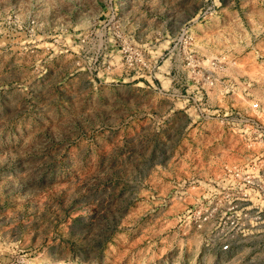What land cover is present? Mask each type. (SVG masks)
Segmentation results:
<instances>
[{"label": "rangeland", "instance_id": "rangeland-1", "mask_svg": "<svg viewBox=\"0 0 264 264\" xmlns=\"http://www.w3.org/2000/svg\"><path fill=\"white\" fill-rule=\"evenodd\" d=\"M218 53L246 95L184 66ZM230 110L264 122V0H0V264H264L193 220L258 152Z\"/></svg>", "mask_w": 264, "mask_h": 264}, {"label": "built area", "instance_id": "built-area-1", "mask_svg": "<svg viewBox=\"0 0 264 264\" xmlns=\"http://www.w3.org/2000/svg\"><path fill=\"white\" fill-rule=\"evenodd\" d=\"M196 78L208 85L223 83L224 76L217 75L225 67L234 64V58L218 53L207 60L205 67L199 61L193 64ZM228 85V81L224 82ZM248 86V80H243ZM250 108L260 111L258 103L252 102ZM234 118L230 124L236 129L247 148H257V154L243 165L222 164L215 182L207 184V192L202 198L210 205V210H198L194 214V223L202 232L201 241L209 250L229 254L236 245V239L246 243L256 242L264 256V122L259 115L231 111ZM205 224L208 227L205 228ZM209 228V229H208ZM208 229V230H207Z\"/></svg>", "mask_w": 264, "mask_h": 264}, {"label": "crops", "instance_id": "crops-1", "mask_svg": "<svg viewBox=\"0 0 264 264\" xmlns=\"http://www.w3.org/2000/svg\"><path fill=\"white\" fill-rule=\"evenodd\" d=\"M230 66L231 67H228L226 69V73H225L226 77L224 78V81H226V82L228 81V85L225 84L226 89L224 90V92H228V93L230 92V95H232V93L238 91V92H240V94L242 96H243V94L246 95L248 86L243 84V80H245V79L236 73L237 67H235V62L233 65H230Z\"/></svg>", "mask_w": 264, "mask_h": 264}]
</instances>
